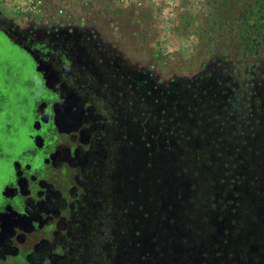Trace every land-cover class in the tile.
Segmentation results:
<instances>
[{
  "label": "rangeland",
  "instance_id": "374dc122",
  "mask_svg": "<svg viewBox=\"0 0 264 264\" xmlns=\"http://www.w3.org/2000/svg\"><path fill=\"white\" fill-rule=\"evenodd\" d=\"M45 1L0 0L51 123L3 190L0 264H264V0Z\"/></svg>",
  "mask_w": 264,
  "mask_h": 264
},
{
  "label": "flooded vegetation",
  "instance_id": "af4514ba",
  "mask_svg": "<svg viewBox=\"0 0 264 264\" xmlns=\"http://www.w3.org/2000/svg\"><path fill=\"white\" fill-rule=\"evenodd\" d=\"M1 31V30H0ZM2 32V31H1ZM4 33V32H2ZM1 36V33H0ZM6 36V35H5ZM6 38H8L6 36ZM9 39V38H8ZM18 47V46H17ZM19 48V47H18ZM21 52H23L26 55V58L23 57H19L16 55L14 58L16 59H20L21 61H19L20 66L16 67V70L20 71L16 73L17 78L14 79L13 74H10L8 72V69L10 68V66H8L9 64V58L6 59H1L2 62L4 63V65L7 67L4 68L5 71V76L6 78L4 79L3 85L5 88H7L6 92H9V85H7L8 83L10 84L11 88H13L12 91H14L16 96H21V100L23 101V103H25V105L29 108V106L31 107V122H30V127H29V131L28 134L26 136V138L31 141V146L26 148V149H22L20 153H18L17 156H14L13 153H7L5 152H0V157H4V159H6V162L9 164L10 166V174L7 176V179L2 183L1 185V200H0V214L2 212L5 211V206L7 205V200L6 197L4 196V189L6 188H12L15 186V180H16V170L18 166H21L22 168L24 166H26L28 168V171L25 170L26 174H28V172H33L36 173L37 170L42 166L44 159L47 157V153H48V146H49V142L50 140L48 139V133H49V128L51 124L50 122L45 123V124H41V122L39 121L37 114H36V108L37 105L39 104V102L44 101L45 99H47V97L49 96V94L46 92V89H44L43 87V80L41 77V73L38 72V70L36 69V62L34 61V59L31 57V55L19 48ZM5 55V56H4ZM15 53L10 49L7 48L4 44V42L0 39V58L2 57H11L14 56ZM12 58V57H11ZM28 59H30L31 63L33 64L31 66V72H29V62ZM0 66V70H1ZM24 70H26V72H23ZM23 72V73H22ZM26 74V79L30 80L31 79V85L33 86V90L31 92H28V94H19L18 93V86L14 85V82L17 81L19 82V77L22 76V74ZM39 77L40 80H35V78ZM11 81V82H10ZM2 85V84H1ZM7 93L3 94V97L6 96ZM31 96V97H29ZM28 100L31 101V104L28 105ZM28 111V110H27ZM27 111H24V113H26ZM26 114H24V116H22L21 118V122H24V117ZM38 124L39 128H35L34 125ZM36 137H39L40 142H41V146H38L35 139ZM10 148L14 147L12 144H10ZM9 150V149H8ZM1 151V150H0ZM22 156H26V158H28V161H26L25 163L19 161L22 160L21 157ZM20 167V168H21Z\"/></svg>",
  "mask_w": 264,
  "mask_h": 264
},
{
  "label": "trees",
  "instance_id": "16d2710c",
  "mask_svg": "<svg viewBox=\"0 0 264 264\" xmlns=\"http://www.w3.org/2000/svg\"><path fill=\"white\" fill-rule=\"evenodd\" d=\"M0 33H1L2 37L6 38L4 33H2L1 31H0ZM6 39H8V38H6ZM13 46H15L18 49V47L16 45L13 44ZM14 56H16V55H14ZM14 56H11L12 58L11 57L0 58V66H2V67L4 66V63L2 62L1 59L9 58L10 61H9L8 66H10V68L8 69V72L10 74H13L14 79H15V78H17L16 73L20 72V71L16 70V67L20 66V63H19V61L14 59ZM3 68H5V67H3ZM23 72H26V70H24ZM25 75L26 74L24 73V74H22V76H20L18 78L19 82H17V81L14 82V85L18 86L17 90H18V93L20 95L21 94L27 95L28 92H31L33 90V86L31 85V82H32L31 79L30 80L26 79ZM35 80H36V78H35ZM37 81H38V79H37ZM10 84L9 83L7 84L10 87L9 92H6L7 93L6 96L3 97L2 91L4 89H5V91H7V88H5L4 85L3 84L1 85V83H0V120L3 117V114L1 111L2 104L8 103L9 108H10V110L7 114V117H6V128H5V130L7 132L5 131L6 134H4L3 136L0 137V150H1L0 152L6 151L7 153H10V152H8L9 151L8 149H10V147H11L10 144H12L14 146V147H12V150H14V148L16 147L15 146L16 141H14L13 137H14L15 132L17 131V126L20 125L19 122L22 118L21 116H24V114L27 113V112L24 113V111L28 110V109H26L27 106L25 105V103H23V101L21 100V96H16L14 91H12L13 88H11ZM11 96L14 98V103H13V99L11 98ZM29 97H31V96H29ZM30 104H31V101L28 100V105H30ZM21 159H23V161L22 160H19V161H21L23 163L28 161V158H26V156H22ZM0 160H1V162H4V163L6 162V159H4L3 156L0 157Z\"/></svg>",
  "mask_w": 264,
  "mask_h": 264
},
{
  "label": "built area",
  "instance_id": "2783aa9c",
  "mask_svg": "<svg viewBox=\"0 0 264 264\" xmlns=\"http://www.w3.org/2000/svg\"><path fill=\"white\" fill-rule=\"evenodd\" d=\"M1 1H11L12 3L16 4V7H24L27 10L35 12L43 16L45 12V7H47V3L45 0H1Z\"/></svg>",
  "mask_w": 264,
  "mask_h": 264
}]
</instances>
